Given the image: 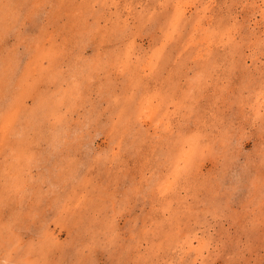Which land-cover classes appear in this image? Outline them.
Instances as JSON below:
<instances>
[{"label":"rangeland","instance_id":"rangeland-1","mask_svg":"<svg viewBox=\"0 0 264 264\" xmlns=\"http://www.w3.org/2000/svg\"><path fill=\"white\" fill-rule=\"evenodd\" d=\"M0 264H264V0H0Z\"/></svg>","mask_w":264,"mask_h":264}]
</instances>
